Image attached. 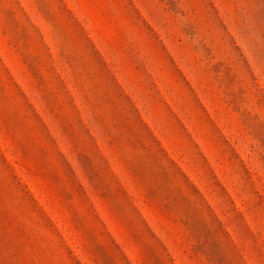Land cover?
<instances>
[{
  "label": "rangeland",
  "instance_id": "374dc122",
  "mask_svg": "<svg viewBox=\"0 0 264 264\" xmlns=\"http://www.w3.org/2000/svg\"><path fill=\"white\" fill-rule=\"evenodd\" d=\"M0 264H264V0H0Z\"/></svg>",
  "mask_w": 264,
  "mask_h": 264
}]
</instances>
